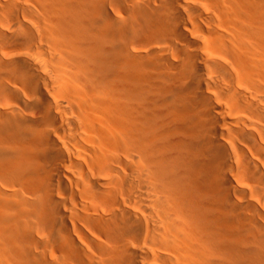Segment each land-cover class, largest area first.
Segmentation results:
<instances>
[{
  "label": "bare ground",
  "instance_id": "6f19581e",
  "mask_svg": "<svg viewBox=\"0 0 264 264\" xmlns=\"http://www.w3.org/2000/svg\"><path fill=\"white\" fill-rule=\"evenodd\" d=\"M0 264H264V0H0Z\"/></svg>",
  "mask_w": 264,
  "mask_h": 264
}]
</instances>
